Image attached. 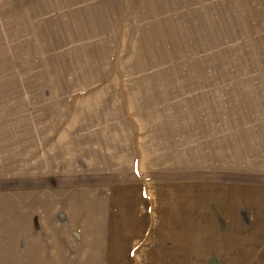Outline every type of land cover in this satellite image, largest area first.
Segmentation results:
<instances>
[{"label":"rangeland","instance_id":"rangeland-1","mask_svg":"<svg viewBox=\"0 0 264 264\" xmlns=\"http://www.w3.org/2000/svg\"><path fill=\"white\" fill-rule=\"evenodd\" d=\"M157 3L0 0V264H264V0Z\"/></svg>","mask_w":264,"mask_h":264},{"label":"crops","instance_id":"crops-1","mask_svg":"<svg viewBox=\"0 0 264 264\" xmlns=\"http://www.w3.org/2000/svg\"><path fill=\"white\" fill-rule=\"evenodd\" d=\"M162 199V198H161ZM56 200L57 199H55V201L54 202H56ZM126 200V199H125ZM46 201V204L47 205H45L46 206V209H48V211H51V204H52V202H53V200L52 199H49V200H45ZM59 201V200H58ZM78 202H82V199L81 198H77L76 199V201H75V204L77 203L78 205L80 204V203H78ZM156 205H158V204H156ZM163 207H164V212L165 213H169L170 211H172L171 210V208L170 207H172V203H164V205H163ZM87 208H89V207H87ZM153 208H157L158 210H159V212L160 211H163L162 209H161V205L158 207H153ZM169 208V209H168ZM79 209V208H78ZM29 211V210H28ZM168 211V212H167ZM126 212V211H125ZM27 212H25V214H24V216L25 215H27L26 214ZM126 215H127V212H126ZM48 217V216H47ZM75 218H78V216H76ZM168 217H166V216H163V218H161V215H160V217L158 218V220H160V219H163V220H168L167 219ZM74 219V218H73ZM117 219H119L118 217H117ZM121 219V218H120ZM103 226V223L102 224H99L95 229L97 230V229H101V227ZM156 226V225H155ZM115 229L117 228V227H114ZM88 231H89V233H88V235L89 236H91V234H92V230L91 229H87ZM87 235V236H88ZM156 235V237H159L158 238V240H156V242H160V235H159V233H156L155 234ZM151 236H154V233H151ZM150 236V237H151ZM155 237V236H154ZM151 239V238H150ZM149 239V242H147V244H153V240H150ZM85 242L86 243H88V242H90V243H93L92 241H91V239H86L85 240ZM101 244V243H100ZM147 248V247H146ZM147 250V249H146ZM149 250V249H148Z\"/></svg>","mask_w":264,"mask_h":264},{"label":"bare ground","instance_id":"bare-ground-1","mask_svg":"<svg viewBox=\"0 0 264 264\" xmlns=\"http://www.w3.org/2000/svg\"><path fill=\"white\" fill-rule=\"evenodd\" d=\"M150 2L152 3V7H153V11H154V9H157L158 8V3H157V0H150ZM168 38V37H167ZM149 42L151 43V44H153L151 41H150V34H149ZM197 46H199L198 44H197ZM197 47H196V45H195V49H196ZM199 48V47H198ZM197 48V49H198ZM160 198H162V197H160ZM156 200V202H157V204H158V202L160 203L161 202V199H159V197L158 198H156L155 199ZM162 204L161 205H164V202H161ZM99 246V245H98ZM159 264V263H158ZM163 264V263H162Z\"/></svg>","mask_w":264,"mask_h":264}]
</instances>
